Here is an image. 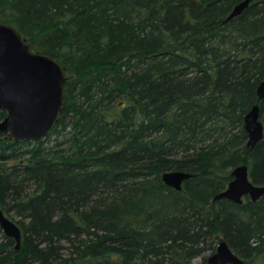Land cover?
<instances>
[{
    "label": "trees",
    "instance_id": "16d2710c",
    "mask_svg": "<svg viewBox=\"0 0 264 264\" xmlns=\"http://www.w3.org/2000/svg\"><path fill=\"white\" fill-rule=\"evenodd\" d=\"M0 0V21L65 72L59 114L42 139L0 133V264H194L218 234L264 264V194L214 195L238 164L264 185V0ZM5 112L0 110V120ZM166 170L191 173L180 190ZM206 264V255L202 262Z\"/></svg>",
    "mask_w": 264,
    "mask_h": 264
},
{
    "label": "water",
    "instance_id": "95a60500",
    "mask_svg": "<svg viewBox=\"0 0 264 264\" xmlns=\"http://www.w3.org/2000/svg\"><path fill=\"white\" fill-rule=\"evenodd\" d=\"M251 0L235 4L225 20L239 15ZM64 68L51 56L32 51L21 33L12 25L0 21V110L5 116L0 120V133L8 139L18 141L44 138L51 130L61 108ZM258 99L264 98V79L256 88ZM243 126L247 133L246 145L254 148L264 136V125L260 119L257 103L245 113ZM232 178L217 192L214 200L227 199L240 204L247 196L255 201L264 194V185L253 183L248 166L238 164L231 171ZM191 173L182 170H166L161 180L167 186L180 190ZM0 229L20 246L19 226L7 217L0 207ZM206 264H246L220 238L215 251L206 257Z\"/></svg>",
    "mask_w": 264,
    "mask_h": 264
},
{
    "label": "rangeland",
    "instance_id": "374dc122",
    "mask_svg": "<svg viewBox=\"0 0 264 264\" xmlns=\"http://www.w3.org/2000/svg\"><path fill=\"white\" fill-rule=\"evenodd\" d=\"M64 74H65V72H64ZM7 216H9V217H11V218H13V219H16V217H15L12 213H9V214L7 213ZM218 236H219V239L222 238V236H221L220 234H218ZM209 254H210V253H209V250H206V251L203 253V255H206V257H207ZM203 255L195 257L194 260H193V263H194V264H200V263L202 262V256H203Z\"/></svg>",
    "mask_w": 264,
    "mask_h": 264
},
{
    "label": "flooded vegetation",
    "instance_id": "af4514ba",
    "mask_svg": "<svg viewBox=\"0 0 264 264\" xmlns=\"http://www.w3.org/2000/svg\"><path fill=\"white\" fill-rule=\"evenodd\" d=\"M245 197H247V196H244L243 199H244Z\"/></svg>",
    "mask_w": 264,
    "mask_h": 264
},
{
    "label": "bare ground",
    "instance_id": "6f19581e",
    "mask_svg": "<svg viewBox=\"0 0 264 264\" xmlns=\"http://www.w3.org/2000/svg\"><path fill=\"white\" fill-rule=\"evenodd\" d=\"M162 175V174H161Z\"/></svg>",
    "mask_w": 264,
    "mask_h": 264
}]
</instances>
